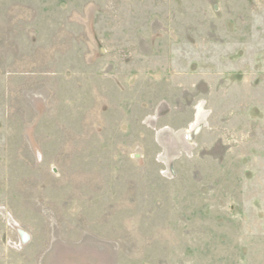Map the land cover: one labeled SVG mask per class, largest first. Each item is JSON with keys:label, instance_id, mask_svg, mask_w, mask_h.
<instances>
[{"label": "rangeland", "instance_id": "rangeland-1", "mask_svg": "<svg viewBox=\"0 0 264 264\" xmlns=\"http://www.w3.org/2000/svg\"><path fill=\"white\" fill-rule=\"evenodd\" d=\"M0 264H264V0H0Z\"/></svg>", "mask_w": 264, "mask_h": 264}]
</instances>
